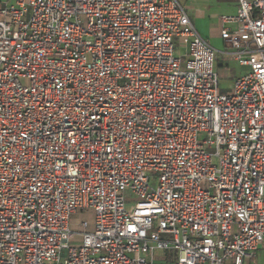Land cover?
I'll use <instances>...</instances> for the list:
<instances>
[{
    "label": "built area",
    "instance_id": "obj_1",
    "mask_svg": "<svg viewBox=\"0 0 264 264\" xmlns=\"http://www.w3.org/2000/svg\"><path fill=\"white\" fill-rule=\"evenodd\" d=\"M220 1L230 94L179 0H0V264H260L264 0Z\"/></svg>",
    "mask_w": 264,
    "mask_h": 264
},
{
    "label": "crops",
    "instance_id": "obj_2",
    "mask_svg": "<svg viewBox=\"0 0 264 264\" xmlns=\"http://www.w3.org/2000/svg\"><path fill=\"white\" fill-rule=\"evenodd\" d=\"M186 8V11L194 26L217 51L216 72L221 78L231 80V87L234 81L241 75L246 74L249 69L242 67L233 58L226 56L224 52L230 51L227 43L222 37L224 16H234L238 12V4L235 1L220 0H179ZM231 32L237 30V26H230ZM222 63V66L220 64Z\"/></svg>",
    "mask_w": 264,
    "mask_h": 264
},
{
    "label": "rangeland",
    "instance_id": "obj_3",
    "mask_svg": "<svg viewBox=\"0 0 264 264\" xmlns=\"http://www.w3.org/2000/svg\"><path fill=\"white\" fill-rule=\"evenodd\" d=\"M175 48H176V52H178L179 45L175 44ZM220 66H222V63L220 64ZM220 92L224 93V94H230V93L233 92V86L231 87V80L230 79H226V78H221L220 79ZM127 196L128 197L131 196L129 191L127 192ZM80 222H81V216L77 215V216H75L73 218L72 229L76 233H81L80 228L78 227ZM93 226H94V222L91 221L90 230L93 228ZM76 242H80V237L79 236L76 237ZM258 258H260V264H264V253L259 252L258 253Z\"/></svg>",
    "mask_w": 264,
    "mask_h": 264
}]
</instances>
